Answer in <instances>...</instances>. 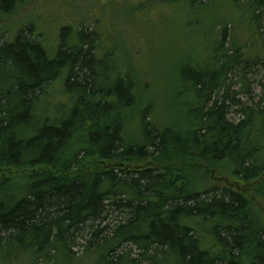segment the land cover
<instances>
[{"label":"trees","instance_id":"trees-1","mask_svg":"<svg viewBox=\"0 0 264 264\" xmlns=\"http://www.w3.org/2000/svg\"><path fill=\"white\" fill-rule=\"evenodd\" d=\"M248 10L257 25L264 0ZM224 27L205 64L179 67L171 98L188 103L161 124L129 72L112 65L107 83L93 34L69 44L61 31L53 59L29 27L0 47V170L22 174L0 179V263L9 250L7 264H264V222L245 193L213 179L224 167L248 183L264 174V98L250 107L230 94L227 73L251 65ZM253 51L263 65L261 44ZM253 190L264 199V186Z\"/></svg>","mask_w":264,"mask_h":264},{"label":"rangeland","instance_id":"rangeland-1","mask_svg":"<svg viewBox=\"0 0 264 264\" xmlns=\"http://www.w3.org/2000/svg\"><path fill=\"white\" fill-rule=\"evenodd\" d=\"M248 6L249 0H205L194 6L186 1L170 0H15L9 12L0 10V47L12 43L19 32L29 27L33 35L27 30L24 32L28 37L38 36L47 56L53 59L60 48L61 31H67L69 44L77 40L79 34L89 37L93 34L99 50L97 55H105L103 72L108 78L107 83L113 78L112 65L121 74L129 72L141 97L152 103L153 121L161 124L188 103L185 95L180 97L178 105L171 98L173 89L179 92V67L187 61L205 64L216 46V33L224 26L245 55L241 62L249 61L248 65H251L250 69L234 65L227 73L226 86H229L230 94L250 107L264 98V64L251 62L256 58L253 50L260 52V44L263 51L258 61H264V18L259 25H252ZM256 33L261 38L260 43L254 40ZM250 43L253 45L248 50ZM224 48H229L226 41ZM59 82H54L48 92L59 91ZM174 98L178 99L177 93ZM65 102L62 95H57L53 101L57 104ZM228 117L234 122L240 120L238 113L232 112ZM224 169L214 172L216 185L245 193L250 206L264 222V199L253 190L259 185L264 186V174L248 183L233 178ZM20 175L21 171L14 168L0 170V179ZM205 180L208 184L213 183L208 175ZM75 249L74 257L83 254V248ZM9 252L3 251L0 264L11 260L6 256ZM87 261L77 263L88 264ZM54 262L63 264L59 256H54ZM12 264L28 263L17 256Z\"/></svg>","mask_w":264,"mask_h":264}]
</instances>
